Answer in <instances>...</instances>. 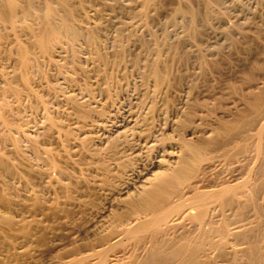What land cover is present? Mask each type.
<instances>
[{"label": "bare ground", "instance_id": "bare-ground-1", "mask_svg": "<svg viewBox=\"0 0 264 264\" xmlns=\"http://www.w3.org/2000/svg\"><path fill=\"white\" fill-rule=\"evenodd\" d=\"M89 1L90 0H54V2H51L49 0H0V40H4L8 35L4 32V29H9V33L13 32L12 45L8 51V55L11 53L15 55L12 75H9V73H0L1 82L5 83L3 84L0 96L5 97L6 94H10L18 104L24 99L23 97L34 99L35 103L42 107L47 119V123L39 128L48 129L59 138L60 135H62L63 138L73 141L75 145H81L88 140V138H80L78 135L89 132L87 126L90 124L99 131L101 130L102 133L106 132V122H108L107 118L110 116L105 118V111L109 110L110 113L111 107L113 106L111 102H113L116 95L113 94V86L111 87L113 83V74H116L114 73L115 69L123 65L127 57L130 58L131 66L133 70L139 74L142 83L151 86V97L158 94L159 96L162 94L164 97L170 87L180 82L179 80L181 77H175L177 75L173 76L174 74L172 75L171 64L172 61H184L189 55L188 52L182 48V44L184 45L185 40L196 42L201 35V27L208 26L213 17V19H218L217 17L226 18L224 14H227L220 12L224 9L223 7H220L222 9H220L219 12L217 11V7L222 6V4L225 7L226 3L224 2L226 0H201V4L199 2L201 7L198 8L186 3V0H177V2L173 1V3H170V0H135L134 5H131L132 3L129 4V6L131 5L132 7L128 6L129 10L126 11V14L128 18H132L131 20L136 19L135 21L130 20V25H137L134 23L137 22V27L140 25L143 31L140 32V30L139 32L142 34L145 33L144 36L147 35V38L133 33V27L132 29L129 28L130 31L126 30L129 42L132 41L133 44H137V47H139L138 51L131 52L129 45L124 43L122 39L123 36L120 35L121 31L119 29L113 39L112 52L108 55L103 46L102 39L104 34H101L102 37L100 35L97 36V33L99 34L100 29H102V23L100 24L94 20L92 21L89 17L90 13H88V15L86 12ZM261 1L263 2L264 0ZM168 3L172 5L166 24L176 27V25L180 23V19L186 21L185 37L182 38V36H180L172 43L169 41V36L171 35L169 29L167 31V28L163 27L159 34L157 32L158 30L155 31L149 26L156 13L162 12V10H164L163 7ZM228 5L226 4L227 7H229ZM96 10H94V13H97ZM123 12L125 13V11ZM215 16L217 17L215 18ZM125 22L124 20L123 24ZM229 24H231V22ZM121 26L120 24V27ZM24 37H27V40L24 39ZM124 37H126V34ZM82 46L89 54H86V59L84 58L89 65H85L86 67L79 63L81 62ZM200 50L199 48L195 50L197 52V60L200 64H204L206 60ZM9 56L6 55L8 58ZM56 57H64L66 61L61 63ZM45 66H49L48 68L51 67L55 70L57 74L72 87L77 86L75 83V75L81 74L84 81L82 84L80 82L77 87L87 97L88 95H93L92 90L94 88L92 89V86L87 82L88 75L93 72V75H97L96 77H99L101 80V86L98 87V92L104 95L107 101L101 103L97 107H91L87 103L89 100L77 101L74 96H72L73 94H70L72 90L67 93L61 87L46 83L45 88L48 90L47 92H52L53 94H51L55 97L61 96L62 101L70 108V110L66 108L71 111H67L68 116L69 113L73 114L76 119V121L74 120L75 123L73 122L74 125L70 126V128L64 127L65 124L61 125V123L55 120L54 113L51 112L52 114H50L45 99L31 89L33 82L31 83L32 79L30 80L28 79L29 76L27 77V74L33 71L44 73ZM212 67L215 71L221 69L219 64H212ZM260 68L261 66L259 69ZM124 74L125 73L121 74L122 77H124ZM10 77H17V79H19L18 77L24 78L21 80L26 87L25 93H20V90H16L17 88L15 89L11 86L8 80L14 79H10ZM246 79L248 81L252 80L250 75ZM41 81L42 80H39L37 82L40 83ZM232 88L233 92H236L237 88L235 86ZM93 92L95 91L93 90ZM54 96L53 98H55ZM167 96L169 97V94ZM243 97L245 108L240 110V116L230 122H225L226 120L217 121L215 128L209 131L212 134L210 133L211 135H209L208 133V137H200L198 140H191L193 137L184 138L183 136H178L173 139L172 141L174 142L170 143V145H175V149L172 148V150L175 151L167 152V159L158 158L155 161L156 170H150L151 172L149 173L147 171L148 176L138 175L139 184L136 192L133 195L129 194L121 198L120 204L124 206L123 208H125V210L115 214L113 227L111 226L112 228L109 230L105 229V231H107L103 233L101 232L104 231V229L101 232L97 231V233L95 231V236L93 238L95 242L91 240L96 244L92 246L83 247L80 244H78L79 246H73L74 248L71 249L70 252V255L74 254L76 257L73 258L75 259L73 264H264V83L261 86H255L254 91L250 90L247 96L244 95ZM6 102L7 101L2 102V104L0 103V122L4 127V130H2L4 131L3 134L13 131L14 128L17 127L6 117V113L13 110L21 113V108H19V106L15 108L11 106V109ZM200 105L201 102L190 101L188 103L182 119L173 123L175 131L179 133L180 130L188 126L190 118L195 115L194 112L196 107ZM53 108L52 110L55 109ZM62 109L64 110L65 108ZM3 112H5L6 115H3ZM65 115L67 116V114ZM250 115L253 116V118H251ZM19 116L20 115H18V118ZM92 116H94V118L97 117L96 123L92 121L94 124H92V122L89 123V118ZM131 117L132 114L129 119L132 122L131 127L136 128L139 126L140 128L141 125L138 122V117H133V119ZM141 119L143 118L141 117ZM143 121L145 122V120H142V122ZM142 129L143 132H145L143 127ZM15 130L16 133L17 131L24 133L27 129L22 131L16 128ZM62 130L63 133H61ZM190 132L194 133L193 130ZM180 133L179 134L182 135V132ZM23 136L30 144V149L36 154L39 153L40 150L37 148L39 145H36L37 141L29 135L27 136L24 134ZM87 136L89 137V135ZM119 136L116 134L115 139L109 142L111 147L117 145L116 143L119 141ZM97 140H99V138ZM91 141H93V139ZM143 141L148 142V135ZM16 145L17 144H15V146ZM115 147L117 148V146ZM213 147L219 149V151L221 150V156H223V158H228V160L238 156L242 157L241 159L238 158L240 162L238 169H234L233 167L234 172L232 176L234 177H231L232 182H228L229 179H227V183L224 181L220 183L211 181L217 184L214 186L201 184L204 180L203 176L206 170L210 169V167L214 169L212 167L214 165V157L208 158V153H210L209 150ZM13 148L18 150L19 146ZM114 149H112V151ZM247 153L251 154L249 155L250 157L246 156ZM44 154L46 159L48 158L51 166L55 169L56 175L63 178L73 176L70 169L68 170L57 162L58 159L56 158V160L55 157H53L52 151H44ZM91 155L94 154L92 153ZM247 158L251 159L252 164H247ZM0 161L2 162L0 165H3L0 166V168L7 167V161L6 163L2 160ZM235 161L237 162V160ZM219 164L221 166V163ZM126 166L127 165H122L119 173H121ZM102 168L106 173L108 172L109 167L107 168L103 165ZM218 168L221 169L219 166ZM130 170L133 171L132 168ZM3 171L6 172V170ZM11 171L13 172V170ZM212 175L210 176L211 178H213ZM211 178L208 179L209 182ZM224 178H222V180ZM7 204L9 203L7 202ZM109 224H111V222ZM3 236L0 233V244L3 243L2 241H5L3 239L6 237ZM122 239H126L127 242L128 240L134 242V244L132 242L133 245L131 244L132 247L129 249L130 252L127 253L128 255L125 256L123 260L113 257L114 254H112L121 243L120 241H122ZM128 247L130 248V246ZM83 248L90 249L91 252L84 256H77L78 254L80 255ZM110 255H113V260L109 259ZM60 257L64 258V256ZM52 258L48 260L49 262L47 264H55L56 260H52ZM58 260L56 262L57 264Z\"/></svg>", "mask_w": 264, "mask_h": 264}, {"label": "rangeland", "instance_id": "rangeland-1", "mask_svg": "<svg viewBox=\"0 0 264 264\" xmlns=\"http://www.w3.org/2000/svg\"><path fill=\"white\" fill-rule=\"evenodd\" d=\"M49 1L54 2V0ZM173 1L177 2V0H170V3H173ZM260 1L261 0H226L224 3L227 5L230 4L228 5L229 7H227L226 4L225 7L227 8H225L223 4L217 7L218 9H216L218 12L222 9L220 7L224 8L220 12L227 13L226 15L224 14L227 19L215 16V18L217 17L218 19H213V17L208 26L200 28L201 35L198 38L199 40L197 39L196 42L185 40L184 45L182 44V48L189 54L184 60L185 62L172 61L171 64L172 75L174 74L173 76L177 75L175 77H181L179 80L180 82L174 85L175 87H170L164 97L162 94H160V96L159 94L156 95L157 97H151V86L142 83L139 74L133 70L131 66L130 58L127 57L123 65L119 66L117 68L118 70L115 69L114 73L116 74H113V83L111 84L113 89H111L114 92L112 93L116 95L113 102H111L113 106L111 107L110 113L109 110L105 111L107 113L104 115L105 118L110 116L107 118L106 132L102 133L101 130L100 132L90 124L87 126L89 132L78 135L80 138H88L89 140L86 139L87 141L81 145H75L73 141L63 138L62 135H60L59 138L48 129H40L39 127L47 123V119L42 107L38 106L34 99L23 97L24 99L18 104L10 94H6L5 97L0 96L1 104L7 101L6 104L8 103L7 105L11 109L17 106L21 108V113L13 110L6 113L7 115L5 112L2 114H5L6 117L14 123V126H17L16 128L22 131L27 129L24 133L19 131L16 133V128H14L13 131L3 134L4 131L2 130H4V127L0 122V157L2 158H0V160L4 161V163L7 161V167L0 168V233L2 236L4 235L3 237H6L3 239L5 241H2L3 243L1 242L2 244H0V264H43L44 262V264H47L49 262L48 260L52 258V255V260L54 259L56 262L58 259L60 260H58V264H73L75 260L73 258H76L74 254L70 255L71 249L74 248L73 246L78 244L83 247L92 246L96 244L93 240L95 231L97 233V231L101 232L104 229V231L101 232L103 233L113 227L115 214L125 210V208H123L124 206L120 204L121 198L129 194L133 195L136 192L139 184L138 175L148 176L149 172L156 170L155 161L158 158L167 159L166 153L175 151L172 150V148L175 149V145H170V143L174 142L172 141L173 139L178 136H183L184 138L193 137L191 140H198L200 137H208L212 134L209 131L215 128L217 121L226 120L225 122H230L240 116V110L245 108L243 104V98L245 97L243 96H247L250 90L254 91L255 86H261L264 83V1ZM134 2L135 0H90L87 5L88 8H86V12L87 14L90 13V15L88 14L90 19L100 24L102 23L103 27L101 26V28L103 30L100 29L97 36L100 35L102 37L101 34H104L102 39L103 46L108 55L112 52L113 39L119 29L122 33H120V35L123 36L122 39L124 43L129 45L130 51L136 52L139 50L137 44H133L132 41L129 42L126 33V30L130 31L133 27L134 30L137 31L135 32L133 30V33L142 36L145 34L140 33L143 31L140 25L137 27V22H134L137 25L133 23L136 27L130 25V20L132 18H128L126 14V11L129 10L131 5H134ZM199 2L201 4V0H186V3H189L195 8L201 7ZM129 4L131 5L129 6ZM171 5H169V3L166 4L162 12L156 13L149 26L155 31L158 30V33L161 32L163 27L167 28V31L169 29L171 31H169L171 34L169 36V41L172 43L180 36H182V38L185 37L186 21L180 19V23L177 24L176 27L166 24L168 15H170L171 12ZM94 10H96L97 13H94ZM123 11H125V13ZM95 15L99 16L96 17ZM124 20L127 23L125 22L123 24ZM133 20L135 21L136 19ZM228 22H231V24ZM120 24L123 27H120ZM4 32L8 35L4 40H0V73H9V75H12L15 55L11 53L12 55L9 54L11 55L9 56L8 51L12 45L13 32L9 33V29H4ZM124 33L126 37H124ZM144 38H147V35H145ZM24 39L27 40V37H24ZM198 48L201 49V54L206 60L204 64H200L197 60V52L195 50H198ZM86 54L89 55L82 46L81 62L79 63L84 67L89 66L85 60L87 57ZM6 55L9 56V58L6 57ZM56 59L60 60L61 63L66 61L64 57H56ZM212 64H219L221 69L215 71ZM260 66L261 68L259 69ZM48 67L49 66H45L44 73L33 71L31 73L29 72L27 77L29 76L28 79H32L31 83L33 82V85H30L31 89L45 99L50 114L54 113L55 120L61 123V125L65 124L64 127L70 128V126L74 125L73 122L75 123L76 119L73 114L69 113L68 116L67 111H69L70 108L62 101L61 96L55 97L52 95V92H47L48 90L45 88L46 83L61 87L67 93L72 90L70 94H73L72 96H74L77 101L89 100L87 103L91 107H97L101 103L107 101L104 95L98 92V87L101 86V80L99 77H96L97 75H93V72L88 75L87 82L92 86V89L94 88L93 90L95 92L92 90L93 95L91 94L87 97L77 87L80 82L82 84L84 81L81 74H79L80 77L78 74H74L77 86L72 87L66 83L55 70ZM123 73H125L124 77H127H122L121 74ZM249 75L252 78L251 81L246 79ZM18 78L19 79H17V77H10V79L14 80L8 81L11 83V86L15 89L17 88L16 90H20V93H25L26 87L21 80L24 78ZM39 80H42L40 82L41 84L37 82ZM1 81L2 79L0 80V93L3 84H5ZM234 86L237 88L236 92H233L232 87ZM166 94H169V97ZM53 96L55 98H53ZM190 101L201 102V105L196 107L197 111L195 110L194 112L196 116L193 115L190 118L188 126L179 131V133L182 132V135H180L181 133L179 134L178 131H175L173 123L182 119ZM52 108L54 110H52ZM56 108L61 114L59 111V113L56 111ZM62 108L65 109L63 110ZM65 114H67V116ZM131 114L132 119L133 117H138L139 120H137L145 129V132H143L141 126L140 128L137 126V129L131 127L132 122L129 120ZM18 115L22 118L20 116L18 118ZM141 117L143 119H141ZM250 117L253 118L251 115ZM96 120L97 117L94 118V116H92L89 118V123L92 121L96 123ZM142 120H145V122H142ZM92 124L94 123L92 122ZM63 130L61 133H63ZM191 130H193L194 133H191ZM21 134L29 135L31 138L35 139L37 141L36 145H39L37 148L40 152L37 154L34 153L33 150L30 149V144ZM85 134L89 135V137ZM116 134L118 136L120 135L119 141L116 143L117 145L111 147L109 142L115 139ZM146 134L148 135V142L143 141L147 136ZM91 138L93 141H91ZM98 138L99 140H97ZM15 144L17 145L15 146ZM12 146H19V148L17 150ZM115 146H117V148ZM112 149H114V152ZM44 151H52L53 157L58 159L57 162L68 170L70 169L73 176L63 178L56 175L57 173H55L56 171L51 166L48 158L46 159ZM209 152L208 158L214 157V165L212 166L214 169L210 167V169L206 170L203 176L204 180L201 184L214 186L217 185L215 184L216 182L220 183L224 181L227 183V179H229L228 182H232L231 180L234 177L232 173L234 169H238L240 165L238 158L241 159L242 157L238 156L235 157L237 159L233 158L229 159V161L228 158H223V156H221L222 151H219V149L215 147L211 148ZM92 153L95 156L91 155ZM249 155L251 154L247 153L246 156L250 157ZM234 159L237 160V162ZM46 161H48L50 165ZM229 162L232 163L230 164ZM246 162L248 165L252 164L250 158H247ZM219 163H221V166ZM0 164H2V162ZM103 165L107 168L109 167L107 173L103 170ZM122 165L127 166L119 173ZM218 166L221 167V169H219ZM224 166L228 168L229 172ZM131 168L133 171L130 170ZM3 170H6V172ZM11 170H13V172ZM210 174H213V178L210 177ZM214 174L217 176V179ZM210 178L211 180L209 182L208 179ZM222 178L224 179L222 180ZM7 202L9 204H7ZM107 222H111V224ZM105 229L107 230L105 231ZM120 242L116 250L112 253L114 256L110 255L109 259L113 260V257H116L123 260L134 244L132 240H128L127 242L126 239H122ZM128 246H130V248ZM90 252V249L83 248L80 255L78 254L77 256H84ZM60 256H64V258ZM56 262L55 264H57Z\"/></svg>", "mask_w": 264, "mask_h": 264}]
</instances>
